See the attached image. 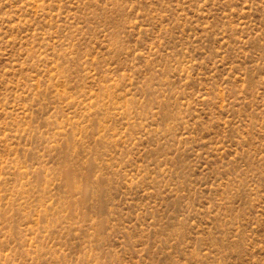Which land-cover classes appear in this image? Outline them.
Listing matches in <instances>:
<instances>
[{"label": "rangeland", "instance_id": "rangeland-1", "mask_svg": "<svg viewBox=\"0 0 264 264\" xmlns=\"http://www.w3.org/2000/svg\"><path fill=\"white\" fill-rule=\"evenodd\" d=\"M0 264H264V0H0Z\"/></svg>", "mask_w": 264, "mask_h": 264}]
</instances>
